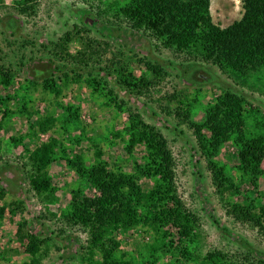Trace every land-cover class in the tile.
<instances>
[{
	"label": "rangeland",
	"instance_id": "1",
	"mask_svg": "<svg viewBox=\"0 0 264 264\" xmlns=\"http://www.w3.org/2000/svg\"><path fill=\"white\" fill-rule=\"evenodd\" d=\"M130 1L34 0L25 3L0 0V65L14 72L11 86L0 84V121L6 107L12 112L0 126V184L8 190L0 200V207L6 210L0 218V264H20L29 259L25 243L16 234L22 219L46 241L42 264H82L90 239L86 228L70 225L62 212L74 191L81 190L88 196L100 191L81 178L59 151L49 168L59 198L54 203L46 202L29 184L24 164L27 149H34L55 135L71 157L81 154L88 164H93L99 147L111 169L122 168L129 172H132L133 161H141L144 154L139 146L132 154L125 152L128 111L117 109L108 90L94 93L86 81L90 68L88 72H80L82 78L76 80L73 73H69L67 79L63 72H52L55 64L51 60L57 65L63 61L50 53V42L58 41L76 25L88 27L91 35L110 43L107 58H113L115 51L122 50L129 55L146 57L164 69L161 82L141 97L122 91L114 81L110 86L127 102L126 110L139 112L167 137L175 160L177 193L197 220V237L184 244L179 242L176 228L167 225L165 230L175 241L174 248L161 255L157 264H198L208 253L217 251L226 254L228 262L240 263L246 261L249 254L246 243L264 253L262 229L253 222L236 219L228 204H264V162L257 186L242 183L238 169L239 148L234 142L223 143L217 155L209 156L196 139L191 123L201 122L210 103L219 94L230 91L245 100L248 129L264 133V74L238 78L199 56L166 48L150 33L136 31L115 16L118 8ZM211 14L215 23L229 26L242 19L244 2L212 0ZM79 45L78 41L73 42L71 51L75 52ZM201 65L211 70L215 77L212 81L198 78L197 70ZM76 67L79 66L69 65L72 70ZM132 67L138 78L151 76L145 64L135 63ZM100 73L106 76L105 72ZM47 79L56 84L58 91L45 87ZM8 98L11 99L2 102ZM192 101L196 106L194 114L191 120H185L177 112L184 106L182 103ZM74 109H78L79 117L65 127L57 123L47 133H41L37 127L31 129L40 117H68ZM219 169L233 180L234 188L226 190L219 186L216 181ZM140 183L148 189L153 181L143 178ZM117 237L121 249L139 259L148 255L155 231L139 225L129 232L118 233Z\"/></svg>",
	"mask_w": 264,
	"mask_h": 264
},
{
	"label": "trees",
	"instance_id": "2",
	"mask_svg": "<svg viewBox=\"0 0 264 264\" xmlns=\"http://www.w3.org/2000/svg\"><path fill=\"white\" fill-rule=\"evenodd\" d=\"M31 3L34 0H21ZM93 1V0H86ZM212 0H131L120 6L115 16L125 20L136 31H145L161 42L166 48L176 49L201 57L205 62L217 65L221 70L231 72L238 78L254 74H264V0H243L242 19L229 26L222 27L214 22L211 14ZM86 26L76 25L68 30L58 41L50 42L51 54L63 61L55 64L52 72L58 71L68 79L82 78L80 72L90 68L86 81L94 93L108 90L111 101L119 111L127 112L126 134L128 135L125 152L132 154L136 147L143 149L141 161L134 160L132 172L111 169L109 162L103 160L104 152L97 148L95 161L88 164L84 156L71 157L60 139L52 135L34 149L26 150L27 178L32 189L46 202L58 201L57 188L49 168L59 151L63 159L83 179L100 191L96 195H84L81 190L73 192L69 204L62 212L70 225L82 226L90 233L82 264H157L161 255L172 252L174 240L165 228L171 224L180 235L179 242L186 243L197 237V220L185 207L179 197L175 184V160L167 137L147 122L139 112L124 106L127 102L120 99L111 86L114 81L122 91L141 97L150 87L161 82L163 67L146 57L129 55L124 51H115L113 58H107L111 51L109 42L100 41L90 34ZM78 41L75 52L70 45ZM47 48L46 45H44ZM108 61V62H107ZM146 65L151 76L137 77L133 65ZM79 67L72 70L69 65ZM100 72H105L106 76ZM198 78L212 81L215 77L211 70L201 65L197 70ZM14 72L0 65V84L11 86ZM54 82V80L52 81ZM45 87L56 90V84L47 79ZM11 98L2 100L7 102ZM245 100L230 91L219 94L211 102L205 118L201 122H191L196 139L207 155L215 156L226 142H234L239 148V170L241 182L258 185L264 162V133L248 129L245 118ZM178 110V115L191 120L195 102ZM9 108L3 111L2 120L11 114ZM79 111L74 109L70 116L56 117L45 115L36 120L31 129L37 127L41 133H47L60 123L63 127L78 119ZM0 121V126L2 125ZM116 133H112L115 135ZM120 135V132H118ZM15 142L20 140L12 138ZM148 178L153 181L145 189L140 181ZM216 181L220 187L230 190L236 185L233 180L218 170ZM7 188L0 184V200L7 194ZM236 219L259 225L264 233V204L256 206L254 202H228ZM6 214L0 207V218ZM139 225H146L155 231V239L148 246L146 257L134 258L121 249L117 234L126 233ZM17 237L25 243L29 259L20 264H42L46 241L30 228L29 222L22 219L17 225ZM249 254L246 261L228 262L227 255L217 251L208 253L198 264H264V253L246 243ZM251 253V254H250Z\"/></svg>",
	"mask_w": 264,
	"mask_h": 264
}]
</instances>
